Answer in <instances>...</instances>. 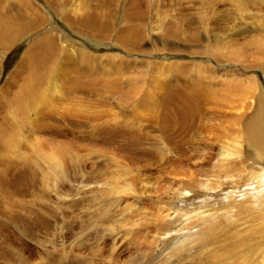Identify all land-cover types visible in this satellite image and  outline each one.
<instances>
[{
    "label": "rangeland",
    "instance_id": "obj_1",
    "mask_svg": "<svg viewBox=\"0 0 264 264\" xmlns=\"http://www.w3.org/2000/svg\"><path fill=\"white\" fill-rule=\"evenodd\" d=\"M109 1H111V4H109L110 7L113 5V8H110L106 2L105 5H102V8L104 7V9L98 8V10L105 11V16L107 18L110 17V13L113 12L114 14H111V16L113 15L112 21L108 19V22H113L115 14L117 16H124L123 8L125 7V4L128 0ZM249 1L252 0L239 1L240 3H244L241 6V9H239V7L235 5L236 2L234 0H152V3L149 5L150 7L143 6V8L145 9L144 16L143 18L136 19L137 26L135 22H132V24L134 25L133 28L135 29L132 32L137 33L135 37H132L131 41H127L128 43L125 46H122V44L118 43L114 38L118 33L117 31L121 29L120 25H126L125 23L121 24L122 22L118 23L116 21L115 23H110V27L106 30H101L100 36L97 38H91V33L89 35H81L80 31L87 30V28L85 29L84 25H73V31H76V28L77 30H80V35H78L79 43L87 46L84 47V58H81L80 54L78 55L79 50L77 53L78 48L76 45H73L72 47L67 46L66 49L70 54V60H67L70 68L72 69L69 70V68H67V74L71 77L72 81L73 79L78 81L77 83L79 84V87L74 86V88H77L79 92L76 94V97L73 98L72 93L68 91L69 88H72V82L64 81L65 84H62L63 81L61 80L62 82H58L59 76H57L55 79L57 82L55 81L56 83L54 82L49 86L53 91L55 90L57 93L54 94V92L52 91L53 94L51 97H54L50 100V103L54 106L48 107V105H50L49 103L46 104L47 106L44 104L41 106L40 110L35 109V111H32L31 114L32 119L39 120L41 122V125H45V129H42V132L39 133V135H41L39 137L41 139V142L45 143V145L46 143H48L49 148L53 149L55 148V144L62 141L61 143L65 144L64 146L66 147L68 154H70V157L74 159L73 162H67L68 158L65 160V162H67V170H69L67 171V175H69L67 176V179L69 180L64 179L62 182V184H64L62 185L61 189L64 191V196L61 197L63 199L60 200V204L59 201H56L61 198H56L52 195H50L49 201L44 199L43 201L41 200L42 202H40L39 199V201L35 202L37 198H33V195L38 192V178H28V176L30 177L28 169L25 166L19 164L20 162L18 160L11 158L8 161L7 167L5 168L6 173L5 176L3 175L4 178L0 188V192H2L3 194H0V223L1 226L3 225L2 227L0 226V264H106L107 258H109L108 256L110 253V246H112L113 244L111 235L107 237V234L109 233H106L105 231V237L104 234H101L102 236L99 235L100 238L98 239L100 240H98L97 242L101 244L99 245L100 252H97H99L100 257L95 258L94 260L92 259V257L90 258V255L92 254L91 250L95 249L94 238L92 237L93 232L87 229L84 224L98 217V213L88 215V211H94V208L90 207L91 201L88 200L94 193V184L99 185L100 183H103V181H110L111 178L113 179L116 177V175L114 174L118 172L120 174L122 173L119 171V169L127 171L126 177L132 179L133 192H131L132 194H129L128 192L125 195L121 194L118 196L119 198L115 197V201L118 199L116 202L120 206H123L126 202L130 204L132 198L138 202L137 204H135V207H132L130 209L125 208L121 210L125 206L119 209L115 206V208L113 206H111L110 208V210L114 211V215H122L125 218L126 222H131L133 224L132 227H130L132 228L133 232L131 230L130 235L128 234V236H126L128 238L130 237V241L125 240L123 244L119 243L117 247L114 248L113 251L115 253L113 252L111 254V257H115L119 261H126L127 258L130 259V261H132L133 259L132 262H134L135 260V252L133 250H136V248H134L135 245L133 238H137V242H151L145 243V245H148V247H150L151 245L150 248L152 249V245L155 246L160 236H162V232H165V234H170L172 229L177 228L178 222L176 221H178V219L170 224H166L163 222L165 220V214H168L170 209L168 208V213H166L167 210H165L166 212H164V216H161V204L164 205V203L166 204L171 202L179 203L180 200L192 195L204 196L206 195L204 193H206L207 189H220L222 185L225 186V183L228 184L232 179L241 180L242 178H239L238 176H236V174H241L245 177V174L247 173L246 171L248 170L244 163L241 162L242 157L247 156L245 160H247V162L249 163H254L253 161H255L256 159L249 152H243L241 157L238 155L236 151L238 146H236V148L233 146L232 136L234 135L233 133L236 130L240 131L242 129L244 118H237L236 120H234L233 118L235 116H240L242 113L244 114V116L249 115L251 112V108L248 110V105L250 104V106H253L254 103L249 98L250 102L248 101L249 104L246 106V108L245 104L242 103V96L241 94H237L238 92H236L237 95L235 94L228 97L229 100H221L220 94L223 88L220 87V81L221 78H224V76H219L216 73L211 74V72H206L205 70L204 73L207 74L204 76L200 73V70H195V65L190 64L193 63V61H196V63H198L200 66L202 63H204V61L208 64L209 67L215 68V65L213 63L214 61H207L204 56L200 54V51L198 52V49L196 47H190L191 45L196 44L197 40H194L195 42L192 41L194 43H189V39L192 37H196L194 35H191L193 34L192 31H198L202 38L208 39L212 35V33H207L204 28L209 30V28L213 27L215 28V31H218V33L224 34V25H226V27L227 25H231L233 28H242L244 26L246 27V25L244 24L245 22L247 24H250L251 21H254V25L252 24V26L255 31H251V34L246 33L245 35H239V38L233 36L235 39H237L238 43H241V45H239V48H241L243 43L244 52L245 54H248L249 51L254 48V44L251 43L250 45L246 42L252 40L253 38H261L260 33H258V25L260 26L261 23L259 24V22L262 21L261 19L264 13V4H259V6H256L254 4L249 5ZM39 2H44V0H40ZM114 2L115 4L117 3L116 6ZM106 5L108 6V8L105 7ZM92 6L96 7V5ZM155 6L159 10L157 11L158 14H156L152 9V7ZM261 6L263 7V9ZM111 9L112 11H110ZM43 10L47 11L45 8H43ZM177 23H179L180 25ZM173 26L175 30H172ZM178 26H180L181 28H178ZM201 29L205 33L201 34ZM170 30L172 31L170 32ZM176 30H178V32ZM179 31L181 32V34H179ZM162 33H164L165 35ZM173 33H176L177 35H171ZM55 34V42L59 46H65V42L59 39V32L56 31ZM94 34L95 31L93 33V36ZM96 34H98V32ZM108 35L109 37H107ZM156 35H158V37H156ZM202 43L203 42H201V44ZM220 45L221 44H217V48H220ZM27 48L28 47H26L23 51L21 50L22 52L20 51L19 55H17V57H14L12 60H17V62L20 63L21 59L26 54ZM78 56L80 57L78 58ZM234 59H236L235 56ZM12 60L10 63L14 62ZM175 60H178L177 62L179 63L180 68L183 67V70L185 71V81L182 79L183 74L177 70V67L175 68V70L169 69L168 67L166 68V65H169L170 61ZM3 61L7 62L5 58L0 57V73L2 72L1 69L4 66ZM187 61L189 62V64H187ZM23 62L25 61L23 60ZM251 62L252 60L249 57L245 59L240 58V61H238L237 65H235L234 63L235 66H230V69H234L236 66H240L241 68H243V70H245V72L237 68V73H242L239 77L247 78L248 75H251V73H253L255 69L252 68V70H250V68L246 67L247 63L249 64ZM10 63L8 71L4 70L1 73L2 75L0 74L1 106L8 102L7 100L10 96L8 92L13 91L15 84H17L20 79V77L15 76V73L17 72L16 69L18 70V67L15 66L16 64L10 65ZM181 64H183V66ZM185 65H187L186 67H188L189 69L186 68ZM61 68L58 69L59 72L58 70H56L55 74L60 75ZM185 69L187 71L190 70V73H193V76L190 73H187ZM89 72L92 74H90ZM177 73L178 75H176ZM219 73H222V71H220ZM179 74L182 75L179 76ZM254 74L256 76V72ZM214 76L217 78H215ZM197 77H199V84H205V87L207 88L209 86V89H211L212 92H216L214 93L216 94V96L212 98L213 100L211 99L209 101H207V97H199V100L202 99L205 102L202 100H200V102L195 101L194 103L197 104L196 106L194 105V103L188 104L191 106H186V108L189 110L187 113L188 115L186 114L185 117L179 116V111H175L176 103L173 104L172 108L174 109L170 110H173L174 112L169 111L167 113L169 115V120L167 126L165 124V127H163V129L160 122H162L161 117L163 116V114H165V112L163 113L162 110H165L167 112L165 107L162 108L163 102L167 100L165 99L166 97L164 94H166L167 90L171 92L173 86L175 91H178L179 89H182V91H188L189 88L190 91H192L191 89L194 88L193 85L198 86V81H196ZM188 78L193 79V84L191 83V79L188 80ZM168 79L171 80L169 81ZM95 80L97 84L96 82H94ZM171 81L172 83H170ZM135 82H138L139 84ZM188 82L191 83L192 86H190L192 88L188 86ZM179 83H184V85H179ZM54 84L55 88H53ZM176 86L179 87V89H177ZM65 87L67 90L65 89ZM202 87H204V85H202ZM130 89H132V92L130 91ZM197 90L198 89H196V95H205L202 91ZM193 92L196 93L195 91ZM159 93H162L163 95ZM196 95L195 98L197 97ZM79 101L83 104L81 105ZM146 102L149 103L147 104ZM196 102H198L199 104ZM58 104L60 106H56L58 107L57 110L55 105ZM78 104H80L81 106H79ZM193 105L195 109H193ZM198 105L200 106V108H198ZM98 106H100V108H98ZM75 107L80 108L76 110L77 114L73 113V111H75L76 109ZM79 111L83 113H80ZM195 112L198 114H196ZM3 113L4 115L6 114L5 111H3ZM78 113H80L81 115ZM195 114L198 116H196ZM192 115L194 118L192 117ZM158 117L160 118L158 119ZM175 117L176 119H174ZM232 120L234 121V123L238 122L237 124L239 126V130L236 128L232 131L231 126L232 124H234L232 123ZM178 121L179 124H177ZM14 125L16 128H18V132H16L15 135V137L17 136V140L16 138L15 140L19 141L20 149L25 151L27 150L26 152L32 151V137L30 136V134L24 133L26 138L25 139L22 131H20L21 128L17 127V122ZM221 137H223L222 140ZM48 146L46 147L47 149H49ZM30 153L32 155H35V151H32ZM14 154L17 155L19 153ZM15 165H17L16 168ZM116 165L120 166V168H118V166L116 168ZM241 167H244V171ZM228 168L235 169L232 171V173H234L233 176H231V173H225L224 170ZM18 173L22 175L23 177H21L25 180L22 179ZM16 177L18 178L16 179ZM30 180H32V182ZM65 181L67 185L65 184ZM181 189H184V191H182ZM129 195H132L131 198ZM100 196L101 195H98V197L96 198V200H100H97L96 202L94 201L95 205H92L93 207H95V209H98V203L99 206L101 205L100 207L103 208L108 205L107 201H111V199H114H108L103 195L100 198ZM68 198L70 200H68ZM103 199L106 200L105 206V201ZM221 200H223V198H221ZM133 202L131 204H133L134 206ZM37 203L40 204V206L42 205V208L44 210H48L47 212L50 214V217L46 221L47 223L52 224L50 227H46L43 221L37 222L36 220H34L36 219L35 215L37 214L39 208ZM5 204L7 205V207L5 206ZM48 204H50L51 206ZM45 205L46 207H44ZM86 206L88 207V210H86ZM171 206L173 205L171 204ZM166 207L168 206H165V208ZM56 208H58L57 212ZM173 209L174 211L178 212L179 215L183 216L186 213H190L189 215H191L193 212L176 210L175 208ZM120 210L123 211V213ZM124 210L129 211L126 212ZM155 212L160 213L157 214ZM44 217L46 218L45 214ZM197 217L198 216L193 217V220L191 219V221H196L198 219ZM136 220L138 224L134 223ZM162 229L165 231H163ZM82 231L84 232V236L82 235ZM151 236L153 237L151 238ZM48 238H50V240H48ZM50 241H52L51 243L53 244V248L52 244L49 243ZM153 241H155V243H153ZM54 245H58V247ZM54 247L56 250L54 249ZM65 248H67L68 250ZM151 249L148 250L150 252L146 253V258H149L151 256V259H154L156 263L157 259L162 260L163 258L165 259V261H169L168 257L165 254H162L160 258H157L155 253L152 254L154 252V248L153 250ZM57 250L62 251L58 252ZM64 251L66 252L67 257H64L65 259H62L63 262L60 263L55 261V258H59ZM70 252H75L76 254L72 253L73 255L71 254L72 256L70 257ZM130 253L132 255H130ZM76 255L79 256V258ZM163 255L166 257H164ZM86 257L88 260L86 259ZM26 261H28V263H26Z\"/></svg>",
    "mask_w": 264,
    "mask_h": 264
},
{
    "label": "bare ground",
    "instance_id": "obj_2",
    "mask_svg": "<svg viewBox=\"0 0 264 264\" xmlns=\"http://www.w3.org/2000/svg\"><path fill=\"white\" fill-rule=\"evenodd\" d=\"M39 1L40 0H0V57L5 58V60L7 61V62L3 61L4 66L1 69V71L2 72L4 70L8 71L9 63L11 62V60L14 57H17V55H19V52L21 50L23 51L26 47H28L26 49V54L21 59L20 63H18L17 60L16 61L12 60L14 62L10 63V65L11 64L14 65L17 62V64L15 66L18 67V70L16 69L17 72L15 73L16 74L15 76L20 77V79H19L18 83L15 84L13 91L8 92V94L10 96L8 97V100H7L8 102L6 101L7 103H5L6 105L4 104L1 106V104H0V112L2 111L0 113V168H1V170H0V188H1L3 178L5 176V173H6L5 168L7 167L8 161L11 158H13L15 160H18L20 162L19 164L25 166L28 169V172L30 174V177L28 176V178H31V179H33V178L37 179L38 178V182H37L38 183L37 184L38 185L37 186L38 192L33 195V198L38 199V200L36 199L35 202L39 201V199H40V202H42L44 199L49 201L50 195H52L56 198H61L64 196V191L61 189L62 185L64 184V183L62 184V182L64 179H67V176H69V175H67V171H69V170H67L66 165H67L68 161H72V162L74 161V159L70 157V154H68V151H67L66 147L64 146L65 144L61 143L62 141L55 144V148H53V149L49 148L48 143H46V145H45V143L41 142V139L39 138L41 135H39V133L42 132V129H45L44 128L45 125L44 124H43L44 126L41 125V122L39 120L32 119V116H31L32 111L34 112L35 109L40 110L41 106L44 104L46 105L49 103L50 105H48V107L54 106L53 104L50 103V100L54 97V96L51 97L53 92L55 94L56 91L55 90L53 91L51 89V87H49V86L56 81L55 79L57 76H59L58 82H60L61 80L63 81V82L61 81L62 84H65L64 81L72 82V84H73L72 88H69L68 91L70 93H72L73 98H75L76 94L79 92L77 90V88H74V86L79 87V84L77 83L78 81H76L74 79L72 81L71 77L67 74V68H69V70L71 69L69 66V63H68V60H70L69 59L70 54L66 50L67 46L72 47L73 45H76L78 48V49L76 48L77 53L79 50L78 55L80 54L81 58H84V53H85L84 47H87V46L79 43L78 35H80V33H81V35H84V34L89 35L91 33V38L92 37L97 38L100 36L101 30L108 29L110 27L109 24L115 23V21L118 23L122 22L121 24H124V23L126 24V25H120L121 29H119V31H117L118 33L116 32L117 34L115 35L114 38L118 43L122 44V46L127 45V43H128L127 41L128 40L131 41L132 37H135V35L137 33V32H132L135 30L133 28L134 25L132 24V22L136 23V21H137L136 19L143 18L144 12H145V9L143 8V6L148 7L152 3V0H128L125 4V7L123 8L124 16H122V15L117 16L115 14V18H113V22H108V19H110V21H112L113 15L111 16V14H114V13L113 12L110 13V17L107 18L105 16V11L98 10V8H102V5L103 4L105 5L106 2L108 5L111 4V1H109V0H44L45 3L39 2ZM234 1L236 2L235 5L238 6L239 9H241V6L244 3H240L239 1H241V0H234ZM115 2H114V4H115ZM144 2L146 3V5ZM249 2H250L249 5L254 4L256 6L257 5L259 6V4H261V5L264 4V0H252ZM245 3H247V2H245ZM44 4H47V5H44ZM116 4H115V6H116ZM92 5H96V7H94ZM105 7L108 8L107 5ZM109 7H110V5H109ZM263 7H264V5H263ZM263 7H262V9H263ZM43 8H45L47 11L43 10ZM102 9H104V7ZM152 9L155 11L156 14H158L157 11H159V10L157 9L156 6L152 7ZM110 11H112V9ZM148 12H149V10H148ZM151 13H153V12H151ZM254 20H255V18H254ZM261 20L262 21L259 22V24L261 23L260 26L258 25V31H259L258 33H260L261 38H259V39L250 38L252 40H249V41L246 40L247 41L246 43H248L250 45H251V43L254 44V48H252L248 54H245V52H244L243 43H242L241 48H239V45H241V43H238L237 39H235L233 36L239 38V35H243V34L245 35L246 33H250L251 31H255L253 26H252V24L254 25V21H251L250 24H247L245 22L244 24L246 25V27L244 26L242 28H240V27L233 28L231 25H227V27H226V25H224L223 26V33L224 34L218 33V31H215V28H213V27L209 28V30L204 28V30H206L207 33H212V35L208 39L202 38L198 31H192L193 34H191V35H194L196 37H192L189 39L190 40L189 43H191L194 40L195 41L197 40V43L191 45L190 47H194V48L196 47L198 49V52L200 51V54H202L207 61H211V62L214 61L213 63L215 65V68L209 67L208 64L205 63V61H204V63H202V64L200 63L201 64V66H200L198 63H196V61H193V63H190V64L195 65V70H200L201 71L200 73L203 74L204 76L207 74V73H204L205 71L206 72L209 71V72H211V74L216 73L219 76H224V78H221V81H220V87L223 88L222 89L223 93L221 92V94H220L221 100H226V99H228V97L235 95L236 92H238L237 94H241V96H242L241 97L242 103L245 104V107L249 104L250 99L254 103L253 106H250V104L248 105V110L251 108L250 109L251 112L249 115L244 116V114L242 113L240 116H235L233 118L234 120H236L237 118L238 119L244 118V121L242 123V129L240 131L236 130L233 133L234 135L232 136L233 146L235 148H236V146H238V148L236 149L238 155L241 157L243 152H249L256 159L255 161H253L254 163H249V162H247V160H245L247 156L242 157L241 162L244 163V165L247 167V170H248V171H246L247 173L245 174V177H244V175L242 176L241 174H236V176H238L239 178H242V179L241 180L232 179L228 184L225 183V186L222 185L220 187V189H215V190L214 189H212V190L207 189L206 193H204L206 195H204V196L192 195V196H189L187 198L180 200L179 203L170 201L171 203H166V204L164 203V205L161 204V208H160L161 216H164L163 214H165L164 213V212H166L165 210H167L166 213H168V208L170 209L169 213L165 214L166 216H164L165 220L163 222L166 224L167 223L170 224L172 222H175L176 219H178V221H176V222H178L177 228L172 229L170 234H165V232H162V236H160V238L156 242L155 246L152 245V249L150 248L151 245H150V247H148V245H145V243H151V242H149V241H142L141 242L140 241L141 242L140 243V242L136 241L137 238L136 239L133 238L134 245H135L134 248H136V250H133L135 252L134 253L135 260H134V262H132L133 259H132V261H130V259L127 258L126 261H119L117 258L111 257L112 256L111 254L114 252L113 251L114 248L117 247V245L119 243L123 244L125 240L130 241V237L128 238L126 236H128V234L130 235V232L132 230V228H130V227H132L133 224L131 222H129V223L126 222L125 218L122 215H114L113 214L114 211L110 210V208H111V206H113V207L115 206L116 208L119 209V208L125 206L121 210H123L125 208L130 209L132 207H135V204H137V202H138L132 198L131 203L134 201L133 202L134 206H133V204H131V203L129 204L127 202L123 206H120L116 202L118 199L115 201V197L117 198L121 194L125 195L127 192L129 194L131 192H133L132 179L126 177L127 171L119 169V171L122 173L120 174L117 171L118 173L114 174V175H116L115 178H113V179L111 178L110 181H103V183H100L99 185L94 184V187H95L93 189L94 193L90 196V199L86 198V199L91 201L90 207L94 208V211H92V210L88 211V215H93L95 213H98L97 214L98 217H96V219H92L90 222L87 221L88 223L84 224L87 229H89L91 232H93L92 237L94 238V243H95V249L91 250L92 254L90 255V258L92 257V259L95 260V258L100 257L99 256V252H100L99 251L100 250L99 245L101 243H98L97 241L100 240V239H98V238H100L99 235L102 236L101 234H104V231H105L106 233L107 232L109 233V234H107V237H109V235H111L112 242H113L112 246H110L111 248L109 250L110 253L108 256L109 258H107L106 264H117L119 262L121 264H264V13H263ZM139 22H140V20H139ZM177 24H179V23H177ZM73 25L74 26L75 25H81V26L84 25L85 29L87 28V30L80 31V30H77V28H76V31H78V32L73 31V29H72ZM221 25H222V23H221ZM136 26H137V23H136ZM69 27H71V28H69ZM151 27H153V26H151ZM178 28H181V27L178 26ZM178 28H176V29H178ZM116 29H117V27H116ZM143 29H145V28H143ZM172 30H175L174 26H173ZM172 30H170V32ZM56 31L59 32V34H60L59 39L62 40L63 42H65V46H63V45L59 46L55 42V40H56L55 32ZM79 31H80V33H79ZM94 31H95V34L97 32H98V34H96V35L94 34V36H93ZM176 31L178 32V30H176ZM167 32H164V33H167ZM164 33H162V34H164ZM176 33L175 34L173 33L171 35L176 36L178 34V33L177 34ZM200 33L203 34L205 32L202 30V32H200ZM179 34H181L180 31H179ZM107 37H109V35ZM156 37H158V35H156ZM242 39H243V37H242ZM164 40H163V42H164ZM194 42H192V43H194ZM201 42H203V43L201 44ZM160 44H162V43H160ZM217 44H221L220 48H217ZM80 45L82 48L80 47ZM183 45H184V42H183ZM154 47H157V46H154ZM110 48H112V47H110ZM186 48H187V46H186ZM102 49H104V48H102ZM106 50H108V49H106ZM213 53H215V54H213ZM75 54H76V52H75ZM73 56H75V55H73ZM80 56H78V58ZM234 56L236 59H234ZM247 57L251 58L252 62L249 64L247 63L246 67L250 68V70H252V68H255V69H254V72L251 73V75H248L247 78L246 77L240 78L239 76L242 73L241 74L237 73V68H239L241 71H244V72H245V70H243V68H241L240 66H238V67L236 66L234 69L233 68L230 69L231 68L230 66L237 65L238 61H240V58L245 59ZM23 60L25 62H23ZM177 61L176 60L170 61V64L166 65V68L168 67L169 69L175 70V68L177 67V70L183 74L182 79L184 80L185 79L184 78V75H185L184 72L185 71L183 70V67L180 68L179 63ZM232 61H234V62H232ZM181 63H182V61H181ZM234 63H235V65H234ZM187 64H189V62ZM181 65L183 66V64H181ZM61 66H62V68H61ZM186 66L187 65H185V67ZM242 67H244V66H242ZM59 68H61L60 69V75L55 74L56 70H58ZM186 68H188V67H186ZM220 71H222V73H219ZM58 72H59V70H58ZM186 72L190 73V70H188V71L186 70ZM255 72H256V76L254 74ZM79 74H81V73H79ZM90 74H92V73H90ZM176 75H178V73ZM181 75L179 74V76H181ZM79 78H80V76H79ZM215 78H217V77H215ZM190 79L191 78H188V80H190ZM218 80H217V82H218ZM191 81L190 82L193 84V79H191ZM196 81H198V86L193 85L194 88L191 89L192 91H190V88H189V90L187 88L188 91H185V90L182 91V89H179V87H177V86H176L177 89H179L178 91H175L174 86H173L174 91H173V89L171 92H169V90L166 91L167 95L164 94L166 97V98L165 97L164 98L167 100L165 102H163L162 108L165 107L167 112L165 110H162L163 113L165 112V114H163V116L161 115L162 116L161 117L162 122H160V123L162 125V128L165 127L164 126L165 124L167 126V123L169 120V118H168L169 115L167 113L169 111H173V110H170V109H174V108H172L173 104L176 103L175 111L176 112L179 111V116L185 117L186 114L188 113V110H189L186 108V106L188 104H193L195 101L200 102V100H202V99L199 100V97H204V98L207 97V99H208L207 101H209L214 96H216V94H214L216 92H214V91L212 92V90L209 89V86L207 88V87H205L206 86L205 84H201V83L199 84V77H197ZM15 82H16V80H15ZM94 82H96V80ZM212 82H214V81H212ZM135 83H138V82H135ZM170 83H172V81ZM191 83H189V85L188 84H186V85L191 87L192 86ZM96 84H97V82H96ZM180 84L184 85V83H179V85ZM183 85H181V86H183ZM202 85H204V87H202ZM54 86H55V84L53 85V88H55ZM67 87H69V86H67ZM138 87H139V85H138ZM163 87H165V86H163ZM171 87H172V84H171ZM135 88H137V87H135ZM58 89H60V88H58ZM65 89H66V87H65ZM132 89H130L131 92H132ZM166 89H168V88H166ZM196 89L202 91L205 95L204 96L196 95L197 94ZM120 91H122V90H120ZM156 91H157V89H156ZM193 91H195L196 93H194ZM58 93H60V92H58ZM159 94H162V93H159ZM195 95L197 96L196 97L197 100L195 98ZM68 96H69V94H68ZM5 98H7V97H5ZM54 101H53V103H54ZM202 101H204V100H202ZM188 102H191V103H188ZM79 103H80V101H79ZM196 103H198V102H196ZM80 104L82 105L83 103L81 102ZM80 104H78V105L81 106ZM160 104H159V106H160ZM194 105L196 106L197 104L194 103ZM194 105H193V109H195ZM56 106H60V105L58 104V105H55V107ZM188 106H191V105H188ZM76 107H77V105H76ZM56 108L58 110V107H56ZM98 108H100V106H98ZM132 108H133V106H132ZM160 108H161V106H160ZM198 108H200L199 105H198ZM198 108H196V109H198ZM241 108H242V106H241ZM77 109H80V108H76L75 111L72 110L74 114L76 113ZM3 111L6 112L5 115H4ZM153 111H155V110H153ZM162 111H161V113H162ZM80 113H83V112H80ZM80 113H78V114H80ZM47 114H48V112H47ZM196 114H198V113H196ZM196 116H198V115H196ZM37 117H38V115H37ZM156 117H153V118H156ZM192 117H193V115H192ZM159 118L160 117H158V119ZM174 119H176V117ZM16 122H17V127L21 128L20 131H22L24 138H25L24 133L30 134V136L32 137V139H31L32 140L31 141V145H32L31 150L33 152L35 151V155L34 154L32 155L30 153L32 151L26 152L27 150L25 151V150L20 149V143H19V141H16L17 136L15 137L16 132H18L17 131L18 128H16L14 125ZM191 123H192V121H191ZM232 123H234L233 120H232ZM237 123L238 122H235L234 124H232V126H231L232 131L235 130L236 128L239 130V126ZM177 124H179V121ZM166 129H167V127H166ZM15 138H16V140H15ZM222 138L223 137H221V140H222ZM225 142H227V141H225ZM18 143H19V145H18ZM223 145H225V144H223ZM28 146H30V145H28ZM47 146L49 149L46 148ZM164 147H167V146H164ZM68 148H69V146H68ZM23 151H25V152H23ZM14 153H19V154L15 155ZM66 159H67V162H65ZM118 165H116V168ZM16 166L17 165H15V168H16ZM118 168H120V166H118ZM241 168L244 171V167H241ZM15 170H17V169H15ZM233 170H235V169L234 168H232V169L228 168V169H225L224 171H225V173L227 172L228 174L231 173L232 174L231 176H233L234 175V173H232ZM19 176L21 177L22 175L19 174ZM17 178L18 177H16V179ZM21 178H19V179H21ZM22 179H24V178H22ZM67 180H69V179H67ZM105 180H106V178H105ZM18 181H20V180H18ZM30 181L32 182V180H30ZM34 182H35V180H34ZM15 183H16V181H15ZM65 184H66V181H65ZM182 191H184V189ZM11 193H13V192H11ZM0 194H2V192H0ZM98 195H101L100 198L103 195V196H106L108 199H110V198H114V199H111V201H107L108 205L106 207H103V208H101L100 207L101 205L99 206V203H98V206L96 205L98 207V209H95V207H93L95 205L94 201L96 202L97 200H100V199L96 200ZM66 196H69V195H66ZM131 196H130V198H131ZM221 198H223V200H221ZM62 199L63 198L57 200L56 202L59 201V204H60V200H62ZM64 199H66V198H64ZM68 200H70V199L68 198ZM71 201H72V197H71ZM104 201H105L104 202L105 203L104 206H105L106 200H104ZM46 203H49V202H46ZM121 203H122V201H121ZM123 203H124V200H123ZM50 204H48V205H50ZM171 204L173 206H171ZM65 205H64V207H65ZM5 206L7 207L6 204H5ZM38 206H39V208H38L37 214L36 215L34 214L36 216L35 217L36 219H34V220H36L37 222L43 221V223L46 227H48V226L50 227L52 224L47 223V221H46L50 217V214L47 212L48 210L47 211L44 210L42 208V205L40 206V204H38ZM165 206H168V207L165 208ZM44 207H46V205ZM60 208H62V207H60ZM173 208H175L176 210H182V211H187V212L193 211V212L191 215H189L190 213H188V214L186 213L183 216V215H179L178 212L174 211ZM57 209L58 208H56V212H57ZM133 209H135V208H133ZM2 210H4V209H2ZM86 210H88V207L86 208ZM124 211H126V210H124ZM127 211H129V210H127ZM11 212H12V209H11ZM121 212L123 213V211H121ZM83 213H84V211H83ZM155 213L158 214L160 212H155ZM174 213L177 215H175ZM44 214H45L46 218L44 217ZM138 214H139V211H138ZM8 216H10V215H8ZM62 216H63V214H62ZM94 216H96V215H94ZM189 216H190V218H189ZM195 216H198L197 217L198 219L196 221H191V219L193 220V217H195ZM159 219H160V217H159ZM63 220H65V219H63ZM134 223L138 224L137 220ZM0 226H1V223H0ZM166 228H167V226H166ZM135 230H136V228H135ZM163 231H165V230H163ZM132 232H133V230H132ZM133 234H135V233H133ZM82 235L84 236L83 231H82ZM104 237H105V234H104ZM152 237L153 236H151V238ZM48 240H50V238H48ZM151 241H152V239H151ZM51 242L52 241H50L49 243H51ZM153 243H155V241H153ZM57 244H59V243H57ZM63 244H65V243H63ZM45 246H46V242H45ZM54 246L58 247V245H54ZM52 248H53V244H52ZM153 248H154V250H153ZM54 249H55V247H54ZM60 249H63V248H60ZM65 249H67V248H65ZM149 249L154 251L152 254L155 253L157 258H160L162 254H165L168 257L169 261H165V259L162 257L163 261L157 259V263H156V261L154 259H151V256L149 258H146L147 257L146 253L150 252V251H148ZM51 250H53V249H51ZM61 251L62 250H60L58 252H61ZM97 251H99V252H97ZM44 253H46V252H44ZM72 253L70 252V257L75 252L73 254ZM130 255H132V254L130 253ZM166 256H164V257H166ZM64 257L65 258L67 257V254L65 251L61 254V256L59 258H55V261L61 263V262H63L62 259ZM68 257H69V255H68ZM77 257L79 258V256H77ZM86 259H87V257H86ZM52 261H54V260H52ZM26 263H28V261H26ZM94 264H96V263H94Z\"/></svg>",
    "mask_w": 264,
    "mask_h": 264
}]
</instances>
